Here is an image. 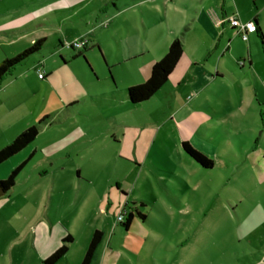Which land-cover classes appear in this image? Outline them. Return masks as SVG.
Here are the masks:
<instances>
[{
  "label": "rangeland",
  "instance_id": "374dc122",
  "mask_svg": "<svg viewBox=\"0 0 264 264\" xmlns=\"http://www.w3.org/2000/svg\"><path fill=\"white\" fill-rule=\"evenodd\" d=\"M170 1L173 0H149L152 11L148 15L157 27L181 18L180 13L169 10L173 3ZM105 8L103 4L102 10ZM108 12L101 15H109ZM16 14L2 20L12 25L16 23ZM127 14L130 15L121 14L112 22H128ZM131 15L132 20L140 22L139 8ZM28 16L26 13L21 26L28 28L0 36V59L15 55L39 33L53 30L49 25H37V20L30 25ZM55 46L49 39L39 52L15 66L1 83L7 85L10 80L6 99L11 100L12 89L22 90L19 101L24 115L17 125L13 115L7 116L8 127L0 131V147L28 125H38V133L22 154L0 164L2 179L20 157L36 148L18 173L15 185L0 196V264H39L30 255L25 228L45 207H55L49 206V196L44 194L55 169L42 166L43 154L50 151V138L57 130H77V126L64 125L70 111L76 112L73 116L78 120L85 111H92L91 116H101L105 121L87 128L97 140L82 143L80 150H74L68 159L55 165L84 170L88 180L104 190L101 206L107 209L108 202L110 205L106 216H92L89 209L85 216H78L71 252L61 264H74L75 254L86 248L94 228L102 232V238L90 264H256V259L264 264V90L258 94L257 102L242 113L235 103L234 115L226 121L217 108V118L223 121L215 133L202 140V147L216 153L210 158L212 167L205 169L182 150L178 121L183 112L174 108L175 113L170 114L174 110H170L163 91L135 104L125 99L126 87L146 79L150 55L144 61L123 62L109 70L123 97L120 105L83 109L63 104V99L82 86L91 93H101L111 83L100 62L101 54L114 55L117 47L114 43L104 50L89 47L91 59L86 63H69L63 69L54 65L58 57H48ZM47 72L49 77L44 80L37 76ZM224 130L232 131V135ZM114 139L120 142L117 144ZM196 150L206 154L200 147ZM97 165L102 167L100 172L94 168ZM108 183L111 187L105 190ZM69 209L73 216L77 206L72 204ZM121 213L125 215L118 221ZM128 214L132 218L128 229H124L122 223ZM249 229L260 236L246 237Z\"/></svg>",
  "mask_w": 264,
  "mask_h": 264
},
{
  "label": "crops",
  "instance_id": "0c3cea01",
  "mask_svg": "<svg viewBox=\"0 0 264 264\" xmlns=\"http://www.w3.org/2000/svg\"><path fill=\"white\" fill-rule=\"evenodd\" d=\"M148 2L149 0H0V36L28 28L21 27L25 23L26 13L29 14L30 25L37 20V25L53 27L51 33H39V37L45 38L42 47L49 39L54 41L56 46L48 57H58L54 64L57 68L66 67L72 62L86 63L92 58L90 54L92 50H88L89 47L104 50L108 44L114 43L117 47L114 55L101 54L102 59L99 57L103 67L108 71L111 83L105 85L101 93H91L92 90L82 86L78 91L70 92L67 99H63V104L79 105L83 109L120 105L123 97L116 89L109 72L112 66L137 59L144 61L147 55H150L149 61L152 65L162 57L170 41L174 37H179L182 54L165 83L155 93L163 91L166 102L172 107L170 110L176 108L175 110L183 112L178 121L180 125L178 140L187 141L195 149L200 147L207 158H213L216 153L202 147V140L211 132L215 133L216 127L223 121L217 118V108H220L226 121L234 115L232 109L235 103L242 113L244 108H250L257 102L258 94L264 90V50L258 36L261 34L264 38V0H173L170 1L173 3L170 4L169 10L180 13L181 18L173 23L168 22L163 27H157L151 21L148 14L152 11V5ZM103 4L106 6L104 10ZM138 8L142 15L140 22L137 23L131 19V14ZM102 12L110 14L104 16L101 15ZM12 13H17L14 16L16 23L10 25L8 21L2 20ZM126 13L130 14H127L128 22L123 24L112 22L113 18ZM231 15L241 24L253 21L256 30L248 32L247 39L242 40L235 28L224 20ZM15 28L16 31L12 30ZM77 38H86L84 48L76 51L63 45L64 42ZM3 58L5 57L0 61ZM48 73L40 80L48 78ZM4 77L0 80V131L8 127L7 116L13 115L14 124L17 125L24 115L23 105L19 101L22 90L12 89L11 100L6 99V86L10 80L7 81V85H2ZM175 110L170 114L175 113ZM90 112L92 111H85L78 120L73 116L76 112L70 111L63 121L64 125L77 126V130L75 132L57 130L50 138V151L43 154L42 166L55 169L50 186L44 191L51 201L49 206L55 207H45V210L40 211L39 216H35L25 228L31 245L30 255L35 256L39 264H43V259L51 250L58 247L59 240L69 234L72 241L69 243L68 251L55 264H61L67 258L74 243L73 232L78 227V216H85L88 209L93 213L92 216L107 215L110 202L107 209L100 203L104 190L100 189L97 183L93 185L84 170L77 166L68 168L66 165H55L61 160L68 159L74 150H80L82 143L97 140L96 137L89 135L87 128L94 123L105 121V118L91 116ZM92 120L94 122H91ZM224 131L227 135H232V131ZM113 141L117 144L120 142L116 139ZM28 145L10 158L22 154ZM43 149L44 147L40 148L41 151ZM35 150L34 147L28 155L20 157L14 166L30 157ZM94 168L100 172L102 167L97 165ZM110 187L111 184L108 183L105 190ZM41 196L43 198V193ZM72 204L77 206L73 216L69 215V207ZM94 206L96 209H93ZM55 208V212H49ZM38 234L40 238L37 237ZM251 235L255 238L260 236L251 229L245 232L246 237ZM84 249L75 254L74 264L79 263ZM255 263L260 264L261 261L256 259Z\"/></svg>",
  "mask_w": 264,
  "mask_h": 264
},
{
  "label": "trees",
  "instance_id": "16d2710c",
  "mask_svg": "<svg viewBox=\"0 0 264 264\" xmlns=\"http://www.w3.org/2000/svg\"><path fill=\"white\" fill-rule=\"evenodd\" d=\"M258 36L260 39L261 47L264 50V38L261 34H259ZM44 41V37H39L35 39L32 43H30L28 46L23 48L21 51L17 52L15 55L3 58L0 61V80L5 75L9 74L15 68V66L20 64L28 56L39 51ZM181 54V40L179 39V37H174L168 44L167 49L162 55V57H160L150 66L147 78L141 83L125 88L124 95L126 101L130 104H135L145 101L149 97H151L165 83L167 77L172 72ZM76 56L78 55H75V57ZM37 133L38 125L36 124L28 125L23 130H21L9 143L5 144L0 148V164L15 155L16 153H18L31 141H33ZM181 148L191 159H193L201 167H212V161L207 158L204 154L194 149L187 141H181ZM28 158L24 159L16 166H14L6 175V177L0 179V196L7 193L13 187L18 173L26 164ZM131 218V214H128V217L126 218L125 222L122 223L124 229H128ZM101 238L102 232L99 229H94L84 250L83 256L78 264H90L93 254L101 241ZM71 241L72 237L69 234L65 235L61 239V243L58 245V247L55 248L47 257L43 259V264H55L67 253L69 243H71Z\"/></svg>",
  "mask_w": 264,
  "mask_h": 264
},
{
  "label": "built area",
  "instance_id": "2783aa9c",
  "mask_svg": "<svg viewBox=\"0 0 264 264\" xmlns=\"http://www.w3.org/2000/svg\"><path fill=\"white\" fill-rule=\"evenodd\" d=\"M224 20L228 21L229 24L233 28H235L236 32L240 35L242 40L247 39V33L248 32H254L256 30L255 24L252 21L241 24L238 22V20L233 15L225 17ZM63 45L67 48L78 51V50L85 47L86 39L85 38H77V39L71 40L69 42H64ZM38 76L42 77V75L40 73H38ZM123 215H125V214L121 213L120 216H118V221L123 220V217H124Z\"/></svg>",
  "mask_w": 264,
  "mask_h": 264
}]
</instances>
